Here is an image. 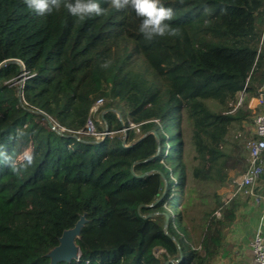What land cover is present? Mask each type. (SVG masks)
Returning <instances> with one entry per match:
<instances>
[{
  "label": "trees",
  "instance_id": "obj_1",
  "mask_svg": "<svg viewBox=\"0 0 264 264\" xmlns=\"http://www.w3.org/2000/svg\"><path fill=\"white\" fill-rule=\"evenodd\" d=\"M99 2L81 20L0 0V148L35 156L20 176L0 164V264H51L82 215L79 257L56 264H217L239 204L222 189L247 169L264 87V0H163L180 34L153 40L131 8ZM199 184L214 204L191 228Z\"/></svg>",
  "mask_w": 264,
  "mask_h": 264
},
{
  "label": "clouds",
  "instance_id": "obj_2",
  "mask_svg": "<svg viewBox=\"0 0 264 264\" xmlns=\"http://www.w3.org/2000/svg\"><path fill=\"white\" fill-rule=\"evenodd\" d=\"M27 7L39 15H45L65 8L72 16L83 20L86 17L102 16L106 9L99 0H24ZM112 8L125 10L131 8L135 15L140 18L139 32L147 40L157 37L177 36L180 34L179 27H173L170 23L175 15L172 7L165 6L163 0H108ZM184 0H180L183 3ZM112 61L105 59L100 62L102 69L111 66ZM26 135L23 129H17L16 139ZM34 152L31 148H25L20 153H8L0 148V164H5L12 173L20 176L23 171L34 163Z\"/></svg>",
  "mask_w": 264,
  "mask_h": 264
},
{
  "label": "crops",
  "instance_id": "obj_3",
  "mask_svg": "<svg viewBox=\"0 0 264 264\" xmlns=\"http://www.w3.org/2000/svg\"><path fill=\"white\" fill-rule=\"evenodd\" d=\"M240 95L239 98L244 99L245 95ZM250 102L254 103V96L249 98L248 107ZM262 156L264 160V152ZM224 186L223 190L226 189ZM238 197L236 218L227 232L217 264L253 263L252 239L258 231L264 235V171L253 187V194L240 192Z\"/></svg>",
  "mask_w": 264,
  "mask_h": 264
},
{
  "label": "built area",
  "instance_id": "obj_4",
  "mask_svg": "<svg viewBox=\"0 0 264 264\" xmlns=\"http://www.w3.org/2000/svg\"><path fill=\"white\" fill-rule=\"evenodd\" d=\"M243 98L238 100L237 106L240 105ZM104 99H98L94 102L90 112H102ZM252 111V127L254 137L248 143L249 158L247 169L238 175H234L231 180L225 183L226 191L223 197L224 202H229L240 192L253 194V187L258 182L264 171V87H262L257 96H254V103H249ZM89 131H93L92 122L87 125ZM251 246L253 249V263L264 264V235L258 231L252 239Z\"/></svg>",
  "mask_w": 264,
  "mask_h": 264
},
{
  "label": "rangeland",
  "instance_id": "obj_5",
  "mask_svg": "<svg viewBox=\"0 0 264 264\" xmlns=\"http://www.w3.org/2000/svg\"><path fill=\"white\" fill-rule=\"evenodd\" d=\"M22 80H23V77L21 75L19 80L17 82H15V84H17V86H21ZM208 104L211 107V109L214 110V111H217V110L220 109V106L216 102L209 101ZM101 113H104V112L102 111ZM132 126H135V125L132 124ZM245 128L248 130V132L251 135H253L252 124H250V125L249 124H245ZM125 131H126V128H123V132H125ZM236 132H238V134L242 133L238 129H235L234 131L231 132L230 138L233 137V135H235ZM188 136H189L188 132H186L187 149H186V154H185V161H186V164H187V170H188V174H189V177H188L189 178V182H192V179H191V168H192V166L194 164H196V161L193 159L194 151H193V147H192L191 143L188 141ZM98 138H102V136L98 135ZM180 157L181 156H179V158ZM197 187L199 188V191L197 190L198 199L195 200V203L192 206V209L190 211L193 219H191V218H186L185 219V223L188 226H190L191 228H193L194 226H198V224L200 222V217H201V215L203 213V210L210 209L213 206V204H214L213 203L214 202V192H215V189H216L215 185L214 184H211V185L199 184V185H197ZM222 191L225 193V189L224 190L222 189ZM176 218L177 217H176L175 214H171V219L176 220ZM194 231H195V232H193L194 235H198L199 234V228H195Z\"/></svg>",
  "mask_w": 264,
  "mask_h": 264
},
{
  "label": "water",
  "instance_id": "obj_6",
  "mask_svg": "<svg viewBox=\"0 0 264 264\" xmlns=\"http://www.w3.org/2000/svg\"><path fill=\"white\" fill-rule=\"evenodd\" d=\"M49 124L53 127L51 120H49ZM85 220L84 215H82L72 228L63 231L62 235L59 237V244L46 253L50 258L51 264H56L60 261H71L79 257L80 247L77 244V239L80 237L81 228ZM168 263L169 261H166V264Z\"/></svg>",
  "mask_w": 264,
  "mask_h": 264
}]
</instances>
